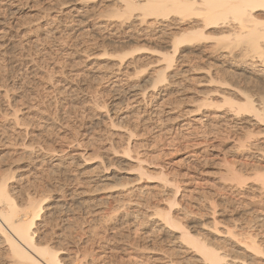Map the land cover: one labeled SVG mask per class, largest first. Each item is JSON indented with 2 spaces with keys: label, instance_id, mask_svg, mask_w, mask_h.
Here are the masks:
<instances>
[{
  "label": "rangeland",
  "instance_id": "rangeland-1",
  "mask_svg": "<svg viewBox=\"0 0 264 264\" xmlns=\"http://www.w3.org/2000/svg\"><path fill=\"white\" fill-rule=\"evenodd\" d=\"M122 5L119 0H0V175L11 170L18 178L20 174L16 186L31 189V195L43 185L52 189V194L47 190L52 199L44 204V211L54 217L51 227L58 236L66 230L69 217L77 220L78 227L70 229L65 237V264H170L169 255L177 245L167 238L173 233L160 231L158 222L153 223L158 218L153 215L154 209L166 206L173 188L162 186L156 178L160 171L181 186L176 213L186 206L183 209L190 213V224L200 220L210 225L216 218L221 233L211 229L213 238L223 242L232 257L264 264L263 255L250 257L239 242L254 225L252 214L264 210V201L256 199L260 191L252 180L247 182L246 191L231 188L224 180L228 168L234 165L243 175H251V165H264L262 152L249 146L236 150L228 133L240 130L237 128L241 125L225 117V107L217 108L223 104L221 96L232 90L219 82L229 71L234 74L229 76L230 82L244 86L245 67L223 56L225 50L216 52L214 42L204 41L185 50L180 63L167 70L170 81L160 85L167 91L159 95L151 86L153 75L166 64L156 53L155 43L132 42L129 26L136 25L134 19L113 16ZM75 7L85 9L83 17L78 18L83 23L72 21L78 15ZM168 23L159 22L156 31L161 32ZM101 25L108 28L100 30ZM173 27L169 29L173 31ZM49 29L52 33L47 38ZM135 48L139 51L125 57L129 64L124 61L119 65V54ZM210 97L216 107L208 106ZM15 114L20 123H14ZM120 116H125L124 123ZM51 125L60 133L55 135ZM38 134L42 141L36 138ZM52 134H59L57 141L55 136L49 137ZM45 139H54L52 145L57 151L64 147L65 155L38 150ZM128 144L131 153L125 155ZM32 149L31 159L23 157L22 151ZM139 159L153 178L141 177ZM139 188H144L143 192L135 191ZM244 193L251 196L249 199L246 194L248 202L255 201L251 206L242 202ZM138 200L145 205L142 215L135 219L131 212ZM210 203L215 204V215ZM178 216L186 220L181 211ZM108 218L112 223L106 222ZM41 228L40 233L47 230ZM153 228L156 231L152 234ZM228 229L238 237L226 233ZM2 249L0 264H13ZM183 253L176 255L172 264H192L193 254Z\"/></svg>",
  "mask_w": 264,
  "mask_h": 264
},
{
  "label": "bare ground",
  "instance_id": "bare-ground-1",
  "mask_svg": "<svg viewBox=\"0 0 264 264\" xmlns=\"http://www.w3.org/2000/svg\"><path fill=\"white\" fill-rule=\"evenodd\" d=\"M72 1H76V0H72ZM119 1L123 4L122 8L117 9L113 16L119 17V19L123 18V20L125 19V20H130V21L134 19L133 21L136 22V25H131V27L129 26L131 31H133L132 38H131L132 42L155 43V48H157L155 50L156 53L159 55L160 59L166 64L165 67H163L162 69L158 71H154V75H153V83L151 86L154 92L158 90L159 95L167 91L164 88L162 90L163 85L160 86L161 84H164L170 81L171 76L167 73V70L171 69L174 66L175 62L178 63L179 60L181 61L182 56L180 57V55L183 52H185V50L193 48L196 44L198 45V43L200 44L204 41L206 42V44H207V41L214 42V45H213L214 47L212 48H214L216 52L217 51L220 52V50H225L227 54L223 56H226V58L231 60L232 62L240 63L245 67V71H244L245 75L243 77H245L244 80H246L245 81L246 84L242 86V85H236L237 83H234L235 81L230 82L231 78H229V76L234 77L233 76L234 74L232 73L233 74L232 75L228 71V74H227L228 76L224 75L226 78L222 79L223 82H219V83H221L222 85L224 84V86L226 87L228 86L232 88V90L227 92L226 95H224L226 92L223 95L221 93L222 95L221 102H223L222 106L215 105L214 103L215 99L213 97L212 98L210 97L208 99L209 101L208 106H215V107L217 106V108L225 107L226 108L225 117L229 118L231 123L236 122L241 125L240 126L241 128L240 127L237 128L240 130H237L234 132L231 131L228 133V135L230 134L229 135L230 138L233 139L234 141L232 144H234L233 147L236 148V150L238 149L241 150L248 146L255 147V151L259 150V152L263 153V154L261 153L260 155H262V159L264 160V138H262L264 137V0H119ZM63 5L66 6L67 3L65 2ZM73 10H75L78 13V15L73 16L72 18L70 17L72 21H74L75 23H78V22L83 23V20L78 19V18L83 17L81 16V12L82 11L84 12L85 9L83 7H80V8L75 7ZM159 22H169L167 25L163 26V30L161 32L156 31V25L159 24ZM144 25L147 26L145 29L143 30L139 29V27L141 28ZM172 26L175 27V29L173 27L174 29L173 31H171ZM107 28L108 27L106 25L100 26V30H106ZM165 28H167L168 30H164ZM148 32H150L151 34L150 33L147 34ZM50 33H52V29L47 30V33H45L47 38L49 37ZM156 33H159L160 35ZM136 51H139V50L136 49L133 52L130 51L131 53L129 51L121 52V53H126V54L125 55L123 54V56L119 54L121 56L120 57L121 59L119 60L120 62L122 61L121 63H119V65L122 64L124 61H126L125 57L127 55L131 57V55L136 53ZM127 52H129V54ZM185 58H183V60ZM125 63L129 64L127 61ZM247 69H248V72H247ZM247 73H248V76L246 75ZM211 79H210V83L213 82V78ZM167 95L168 93L165 95L163 94L162 96L166 97ZM104 106H105L104 108L106 109L107 105L104 104ZM101 107L102 109H104L103 106ZM17 112L19 113V111ZM48 115L49 114H47V116ZM17 116H18L17 114L14 115L15 124L20 123L19 122L20 119ZM123 117L125 118V116ZM56 118H59L58 120L60 121V117H56ZM124 118H122V121H121L123 123L125 121ZM26 124H29L28 121ZM64 124H62V126ZM42 127L44 126L42 125ZM51 127L54 128V126L51 125L50 129H52ZM235 127H238V126H235ZM45 128L49 129L48 127H45ZM64 128H65V125H64ZM250 128L254 130H251ZM233 129L235 130V128ZM53 131L47 130L46 132L51 133ZM58 132H59V129H58ZM48 133H44V134L46 135ZM57 133L55 135H57ZM52 135L49 137L51 138L55 136V135L53 136ZM256 135H259V137ZM36 136H38L36 138L38 139L40 138L39 134ZM58 136H55V138H57ZM58 138L55 139V141H57ZM63 138H60V140ZM228 138L227 140H229ZM22 141L24 142V140ZM39 141H42V139L41 140L39 139ZM51 141L52 140L45 139V141H43L44 145L43 144L40 145L38 150L51 153L52 155L53 154L55 155L64 154L65 155L64 153L65 150L63 149L64 147L61 148L62 149L61 151H57L56 146L54 147ZM38 142L35 144L38 145ZM61 144L59 145L61 146ZM30 145H27V146L30 147ZM32 151L34 150L33 149L24 150L22 151L23 154L22 152L21 154L23 155V157L25 156L31 159L32 155L34 154L32 153ZM130 153H131V146L130 144H128L127 149L125 150L124 154L129 155ZM12 160H14V158ZM138 161L140 162L141 177H146L148 179L153 178L151 176V173L148 171V169L142 165V161L140 159ZM16 162H18V160H15L14 163ZM59 162H60L59 164L64 165V163H61V160H59ZM41 165H43V163ZM250 167H251L250 172H252V174L251 175L249 174L247 176V175H243L241 171H238V169L234 165V168H228V172L224 176V180L229 182V184L232 186L231 188L238 187V188L244 189L245 191H246L245 186L248 184L247 182L249 180H252L253 184L257 186L256 190L260 191V193L256 195V199H258L259 201H264V165L261 166L258 164H255V165L253 164ZM14 172L15 171L12 172L11 170L7 172V174L4 173L0 175V247L2 246L3 249H5L4 251L7 255V258H9L13 264H65V257H63V254L65 252V248H64L65 247L64 246L65 237L67 236L68 233H70L73 227L75 228L78 227L77 220H74L73 218L69 217V219L66 220L68 222L66 223L65 221V224H67L65 225L66 227L65 231L67 232L63 230L64 227L63 228L60 227L62 228L61 230H63L64 232L61 233L62 236H58L57 235L58 232L56 233V231H53L55 230V228L52 229L51 227V224L54 220V219L52 220V218L54 217L50 218L49 217L50 215L48 214V212L44 211V209L47 208L46 206H44V204H46L49 199H52L51 198L52 196H47L48 192L50 190L52 191V189L48 190V187L43 185L44 187L43 186L41 187L42 190H39V191L36 190L35 193L32 192V195L34 194L32 196L30 194L31 189L29 191L28 190L26 191V189H24L25 186L23 187L16 186V185H19L18 183L21 180L20 178L21 175L19 174V178H18V175H16ZM156 178L159 179L163 183L162 185L163 187L168 186V185H171L173 187L172 189H170L172 190L171 191L172 195L167 196L166 201L168 203L166 204V206L164 208L156 207L153 213V215H156L158 217V218L155 217L156 219H158V221H156L155 219V222L153 223L158 222L156 224L157 225L156 227L159 229L161 228L160 231H167V233L169 234L173 233L172 235L169 236V238H167L168 236L166 238L172 241V245L173 243L177 245L176 247H174L176 251L180 250L178 252L175 251L174 253H171L169 255L170 261L169 260L168 261L171 262L170 264L175 262L176 255L180 253L184 254L183 252L187 253L189 251L190 253L193 254L194 260H191L192 264H255L254 262H249L248 258L246 257L245 258L244 257L243 258L232 257L228 253L223 242H221L218 239L213 238L214 231L221 233L217 226L218 222L216 218L212 219L213 221L212 223L210 222L211 223L210 225L207 223H203L202 221L200 222L199 219H197L199 221H196L190 224V222L188 223L187 221L188 220L187 218H191L190 213L187 212V209L186 211L183 209L186 206H184L182 210L179 208L180 210H178V212L176 213L174 211V208L179 206V203H181L180 201L178 202V199H177V194L179 193L181 186L178 183H175L174 181L171 182L167 178V175L164 174L163 171H160V174ZM35 187L36 186H34V188ZM250 188H252V186L249 187L248 190H250ZM143 189L144 188H139V190L137 189L135 191H137V193L138 192L141 193L143 192ZM246 194L247 193H244V196H243L244 198L242 202L244 203L245 202L247 203L248 202L247 199L248 198L250 199L251 197L250 194L249 195L247 194L248 195V198H247ZM140 201L139 200L136 201L135 203H133L134 207L132 206L133 209H132L131 214H133L135 219L139 217L140 215H142L141 209L144 208L143 205H145V204H142ZM252 202H255V201H250L248 202V204L251 206ZM249 205H248V208H249ZM210 208L212 211V215H215L216 214L215 204L210 203ZM255 210L256 209H254V211ZM180 211L182 212V216L184 217V219H186L184 220L185 222L182 221L183 219L181 220L179 218L180 216H178V213ZM243 211L248 214L253 213L252 211L249 212L250 210L249 211L243 210ZM244 212L241 211V214L243 215ZM191 216H193V214ZM41 217H43L42 221H41ZM252 217L254 220V225L249 227L251 231L248 230L249 232L247 231L245 236H243L239 240V242L244 246V251L251 254L250 257L257 258L261 255H263L264 257V241L262 240V237L264 235V230H262L264 229V210L263 211L261 210L259 213L252 214ZM108 219L109 220L106 222L110 223L111 219L110 218ZM150 219L151 218H149V220ZM38 221H41L42 223L40 224L42 225H38L39 223ZM91 221L93 220L91 219ZM150 221H154V220L151 219ZM258 226H260L259 229L255 230V232L252 231L254 228L256 229V227ZM41 227H46L47 230L43 228L45 232L40 233V230L42 229ZM154 228L152 229V232H151L152 234L156 231V230L154 231ZM211 229H214L213 232L211 231ZM175 231H178L180 234L178 235L175 234ZM201 231L202 232L204 231V232L202 233ZM226 233H228L232 237H238V235L234 234L230 229H228ZM151 242L153 241L151 240ZM162 242H163V239H162ZM165 242H167V240L164 241L163 243ZM144 251H145V248H144ZM171 252H172V249H171ZM142 254H143V250H142ZM143 256L144 255H142V257ZM77 257L78 256H76L75 259H78ZM147 262L148 261H146L145 263ZM88 264H91V263H88Z\"/></svg>",
  "mask_w": 264,
  "mask_h": 264
}]
</instances>
